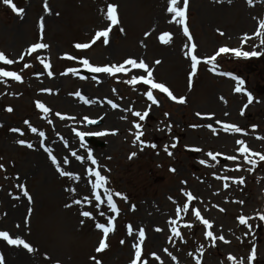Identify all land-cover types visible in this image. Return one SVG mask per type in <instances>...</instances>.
Returning <instances> with one entry per match:
<instances>
[{
  "label": "rangeland",
  "instance_id": "1",
  "mask_svg": "<svg viewBox=\"0 0 264 264\" xmlns=\"http://www.w3.org/2000/svg\"><path fill=\"white\" fill-rule=\"evenodd\" d=\"M13 2L24 9L22 15L13 13L0 0V52L14 61L10 65L0 62V68L21 76L20 81L0 77V231L30 243L34 251L25 250L31 264H96V260L131 264L141 228L145 239L137 264H197V260L200 264H233L230 255L237 264H248L253 247L256 258L252 264H264V220L260 219L264 215V161L251 156L255 166L247 163L239 151L241 145L236 143L242 140L251 152L264 154V34L256 35L264 21V0H252L251 4L248 0H189L186 24L191 41L184 35L183 25L169 22L165 10L168 0ZM45 3L50 11H45ZM108 4L117 6L119 22L111 27L107 45L103 38L91 44L95 33L110 23L106 18ZM164 32L171 35L167 44L159 39ZM35 43L48 47L29 53ZM77 43L91 46L77 49ZM193 44L192 54L200 63L189 86L191 59L186 52ZM221 47L260 55L237 57L231 51L217 55ZM213 56L215 61L205 62ZM83 59L100 67L119 66L127 59L143 61L153 74V82L163 83L176 99L140 81V76L147 77L144 69L125 64L124 72L92 73L81 63ZM45 63L50 67L46 69ZM70 68L76 71L69 72ZM224 72L231 76L219 74ZM232 77L244 82L240 92L235 90L238 81ZM133 78L138 82L129 83ZM147 91L153 93L156 104L147 99ZM77 92L91 103H84ZM180 98H184L183 103ZM37 102L49 112L37 108ZM9 107L12 112L6 110ZM145 111L149 114L143 121L133 115ZM90 120L103 124L89 128ZM137 123L143 132V150L140 142L133 143ZM225 123L242 131L225 132ZM77 132L85 137L106 133L94 135L106 146L88 145ZM55 135L64 138L59 148L53 144ZM65 138H71L80 152ZM19 140L26 144L17 143ZM42 142L59 161L62 157L68 160L61 163L66 171L80 176L89 168L100 170L113 193L126 197L113 196L118 215L110 211L103 196L104 202L97 206L88 182L94 177L87 174L83 188L79 183L75 186L74 179L60 176ZM152 144L156 147L147 146ZM88 152L97 165L87 159ZM133 152L136 156L129 159ZM39 153L43 159L36 158ZM73 153L83 157L76 166L71 160ZM230 156L236 159H228ZM240 178L243 183L238 182ZM25 189L31 201L23 195ZM185 193L195 199L188 201ZM85 196L89 202L84 201ZM4 198L15 209L8 208ZM185 203L189 204L188 212L177 216V208ZM194 208L212 224L211 229L193 215ZM83 211H90L92 217H83ZM241 215L249 218L247 224H240ZM110 216L115 219L114 230L105 241L108 247L97 252L104 237L95 224H106ZM187 224L192 227H185ZM128 225H132L131 236ZM173 228L180 236L174 235ZM207 231L217 239L206 238ZM6 243L0 238L3 264H19L7 255L9 249H3Z\"/></svg>",
  "mask_w": 264,
  "mask_h": 264
},
{
  "label": "snow or ice",
  "instance_id": "2",
  "mask_svg": "<svg viewBox=\"0 0 264 264\" xmlns=\"http://www.w3.org/2000/svg\"><path fill=\"white\" fill-rule=\"evenodd\" d=\"M180 2H181V0H168L167 12L169 14H171V19H170L169 22L171 23V22L175 21L176 23L183 25V33L188 38V40L191 41L192 37H191V35L189 33V28H188V26L186 24V10H187V7H188L189 0H182L183 7L180 6ZM248 2H249V4H251L252 0H248ZM2 3L4 5H6L8 8H10L12 10V12L17 14V15H22L23 12H24V9L18 8L17 5L13 2V0H2ZM44 7H45V11L46 12L50 11L47 3H45ZM106 18H107V20L110 23L103 30L97 31L95 33V35L92 37L91 44H94L97 40H100L101 38H103V43L105 45H107L109 43V33L111 31V27L113 25L118 24V22H119L118 21V14H117V6L115 4H108L107 5ZM43 27H44V23H43V19H41V22H40L41 31H43ZM262 30H264V21L261 22L260 28L257 29L256 35L264 34V33H262ZM120 31L123 32V29H120ZM245 38L247 39V37H245ZM159 39H160V41L162 43L167 44V43H169V41L171 39V35L168 32H164L159 37ZM262 43H264V41H262ZM91 44L90 43H77L75 45V47L77 49H87V48H89L91 46ZM47 47H48V45L45 44V43H35L28 49V52L29 53H33V52H35L38 49H44V48H47ZM185 47L188 48L187 45ZM194 51H195V45L193 44L190 48H188V51L186 52V55H190V59H191V72L189 73V77H188L189 86H191L192 77L197 72V65L200 63V60L198 59L197 55L192 54ZM230 51L233 52L237 57H240V56L249 57V56H258V55H260V53L256 52V51H252V52L240 51V50H237V49H229L227 47H221L219 49L217 55H219L220 53H228ZM69 59H74V58L73 57H69ZM215 59H216L215 56H213L211 58H206L205 62L206 63H212L213 61H215ZM0 62H3L4 64L10 65L14 61L12 59H8L4 53L0 52ZM81 63L83 64V66L88 71H90L92 73L114 74V73L124 72V71H126V69L124 67L125 64L131 65L134 68L144 69L145 72H147V77L140 76L139 77L140 81H142L146 85H150L151 88H153V89H159L160 92L167 93L170 98L176 99V97H174L172 95V93L168 90L167 87H165V85L163 83H154L153 82V79H152V75L153 74L149 70V66L146 65L143 61H140L139 63H137V61L135 59H127V60L124 61L123 64H120L119 66H117V65L107 66L106 65V66H103V67L93 66L87 59H83L81 61ZM156 63L159 64L160 61L157 60ZM25 67H28V65H25ZM44 67L47 69L50 66L45 63ZM68 71L69 72H75L76 70L70 68V69H68ZM51 74H52L51 72L48 73L49 76H51ZM219 74L220 75H229V76H231L230 73H228V74L219 73ZM0 77H8V78H11V79L16 80V81H20L21 80V76L18 75L16 72L5 71L2 68H0ZM232 78L234 80L238 81L237 87H236L235 90L237 92H240L241 91V85H243L244 82L242 80H238V78H236V77H232ZM137 82L138 81H137L136 78H133L131 81H129V83H133V84H135ZM75 95L80 97V99L83 100L84 103H91L90 100H87L83 96H81L79 92L75 93ZM146 95H147V99L152 101L153 104L157 103V100L154 98L153 93L151 91H147ZM252 99H253L252 96L249 94L248 95V102L251 103ZM179 102L183 103L184 102V98H180ZM109 103H111V101H109ZM36 107L39 108L44 113H48L49 112V109L47 107H45V105L40 103V102H37ZM112 107L115 108V107H117V105L112 104ZM6 110L8 112H12L13 111V109L11 107L7 108ZM148 114L149 113L147 111H145L143 114H141L140 112H134L133 113V115L139 117V119L141 121L145 120V118L148 116ZM241 114H243V112ZM197 115H200V114L197 113ZM24 123L28 124L29 122L26 120V121H24ZM49 123H51V121H49ZM89 123H95V121H91L90 120ZM134 127L137 130V132L135 134V140L133 141V143L140 142L141 150H143V147L145 145H144V142L141 140V136L143 135V132L140 131L141 125L139 123H137V124H134ZM208 127H211V125H208ZM222 128H223V130L225 132L234 131V132L239 133V132L242 131L241 128H239V127H237L235 125H232V124H227V123L222 124ZM12 131L13 132H17V131H19V129H12ZM31 131L32 132H37V129L36 128H31ZM104 134H106V133H99V132L98 133H94V135H104ZM76 135L78 137H80L81 141H82L86 134L83 133V132H77ZM39 136L40 137H44V133L43 132H39ZM17 143H19L21 145H24V144H26V141L19 140V141H17ZM236 143L241 145V148L239 149V151L242 153L243 158H244V160L247 163L252 164L253 166H255L256 161L250 159L251 156H258L260 161H264V154L251 152L250 149L247 146L244 145V141L237 140ZM147 146L153 147V148L156 147V145H154V144L147 145ZM27 147L31 148L32 144L28 143ZM41 147H44L43 142L41 143ZM172 147L175 148L176 144L175 143L172 144ZM44 150L46 152H48L49 159L51 160L52 164L56 167V171L59 173L60 176L69 177V178L74 179V180H79L80 179V177L74 175L72 171L64 170L62 168V166H61V163L58 162L57 158L54 155H52L51 151L47 147H44ZM164 150L169 156H171L173 154L172 152L168 151L167 146H165ZM208 155L211 156V158L213 160L216 159V155H213L212 153H209ZM73 156H75L77 160L83 161V157H80L76 153H73ZM135 156H136V153L133 152V153L130 154L129 159H132ZM87 159L91 162L92 165H97V161L93 157L92 152H88ZM228 159L235 160L236 157L235 156H230V157H228ZM62 163L63 164H67L68 160L64 159L62 161ZM200 163L204 164L205 161L201 160ZM2 167H3V165H0V168H2ZM170 171H175V169H170ZM87 174H88V176L90 178L94 177V181L89 179L88 182L91 183V195L94 197L95 201L97 202V206H99L100 203L104 202V201H102V196H103V197L106 198V203H107L108 208L110 209V211L112 213H115V214L118 215L119 209H118L116 203L113 200V196L114 195L115 196H120V197H122L124 199H126V197H123L122 193H120V192L113 193V191L110 189V187L107 186L109 184L108 178L105 175H102L100 170H97V169H94V168H89V169H87ZM224 179H228V177H225ZM238 182L239 183H243L244 182L243 178H240V180ZM224 186L228 187L227 184H225ZM20 187L23 189L24 186L20 185ZM101 189H102V192L100 191ZM70 191L74 192L75 189H70ZM23 195L25 197H28L29 201H31V197L29 196V193H28V191L26 189L23 191ZM185 195L187 196V200L188 201H192L193 199H195V197L191 193H185ZM84 201L85 202H89L87 196L84 197ZM74 203L80 204L81 201L80 200H75ZM68 206H70V205H66V207H68ZM188 209H189V204L185 203L182 208H177L176 215L179 216L181 211L187 213ZM192 211H193V215L198 220H200L202 222V224L206 228H209V229L212 228V224L207 219H203L201 217V213H200L199 210L194 208ZM221 211H223V209H221ZM81 215L83 217H88V218L92 217V213L90 211H83L81 213ZM101 215H103V213H101ZM114 219H115L114 216H110L108 218L106 224L105 223H96L95 224V227L102 231L103 237H104V238H102L99 241V246L96 249L97 252H101L102 250H104V249H106L108 247V245H107V243L105 241H106V239L108 237V234L114 230V223H113ZM238 219H239L240 224L244 225V224H247V220L249 218H246L245 216L241 215ZM260 219L264 220V215H261ZM171 223L172 224H176V221L172 220ZM185 227H189L190 228V227H192V225L187 224V225H185ZM249 227H250V225H249ZM156 230L160 231V229H156ZM173 233H174L175 236H180V232L177 231L175 228H173ZM128 235H130V236L133 235L132 225H128ZM205 236H206V238H211L213 241H215L217 239V237H215L213 235L212 231H207L205 233ZM0 238H2L4 241H6L9 245L22 246L24 249H27L29 252L34 251L33 247L30 245V243L26 242L24 239H21L19 237H16V238L11 237L7 231H0ZM144 239H145V232L141 228L139 230V232H138V242L133 245V247L135 249V257H134V259H132L131 264H137V262L141 260V244L143 243ZM218 239L224 241L225 243L228 242V241H226L224 239L223 236H219ZM121 243H124V241H121ZM169 255H171V254L169 253ZM156 258L159 259V257H156ZM255 258H256V248L253 247L250 255L247 258L248 259V264H252V262L255 260ZM173 259H175V257H173ZM228 259L230 261H232L233 264H237L236 258L234 256L230 255L228 257ZM0 264H3L2 257H0ZM96 264H101V262L99 260H96ZM197 264H200L199 260H197ZM241 264H242V262H241Z\"/></svg>",
  "mask_w": 264,
  "mask_h": 264
},
{
  "label": "bare ground",
  "instance_id": "3",
  "mask_svg": "<svg viewBox=\"0 0 264 264\" xmlns=\"http://www.w3.org/2000/svg\"><path fill=\"white\" fill-rule=\"evenodd\" d=\"M167 6H168V4H167ZM167 6H166V9H165L166 12H167ZM167 14H168L167 18L171 19V14H169L168 12H167ZM55 136H56V138L54 139L53 144L58 146V148H59L62 145L64 138L62 136H60V135H55ZM65 140L69 142L70 146L75 147V149L80 152L79 146H77L71 138H65ZM54 145H52V146H54ZM44 152L46 153V156H47L48 160L51 161L49 159L48 152H46L45 150H44ZM52 155H54V154L52 153ZM77 155L80 156V153H77ZM36 158L43 159L42 155L40 153H39V155H36ZM64 159H66V158L62 157L61 161H59L58 159L57 160H58V162L62 163V161ZM71 160H73V166H76L78 164V162L80 161V160H77L76 157L73 156V154L71 155ZM48 165L52 166L50 164H48ZM80 165H81V163L78 165V167ZM74 175H76V171L74 172ZM76 176H79V175H76ZM79 177H80L79 180H75V186L77 185V183H79V185L81 187L85 188L86 185H85L84 182H85V179L87 178V174L83 173ZM2 202H4L5 205H7L8 208L12 207L13 209H15L14 204L11 203L8 199L4 198ZM3 249H9V251H6L7 255L11 256L12 259H14L19 264H31L30 258L28 256L26 250L22 246L9 245L8 243H6L3 246ZM6 253H5V255H6ZM14 264H15V262H14Z\"/></svg>",
  "mask_w": 264,
  "mask_h": 264
},
{
  "label": "water",
  "instance_id": "4",
  "mask_svg": "<svg viewBox=\"0 0 264 264\" xmlns=\"http://www.w3.org/2000/svg\"><path fill=\"white\" fill-rule=\"evenodd\" d=\"M94 125H95V126H98V125H100V123H95ZM88 140H89V141H93V142L95 141L94 138H88ZM96 145H97V146H100V147H104V143H102V142H96Z\"/></svg>",
  "mask_w": 264,
  "mask_h": 264
}]
</instances>
